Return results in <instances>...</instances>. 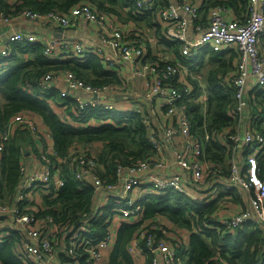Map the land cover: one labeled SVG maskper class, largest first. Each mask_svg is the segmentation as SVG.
Instances as JSON below:
<instances>
[{
    "label": "built area",
    "instance_id": "2783aa9c",
    "mask_svg": "<svg viewBox=\"0 0 264 264\" xmlns=\"http://www.w3.org/2000/svg\"><path fill=\"white\" fill-rule=\"evenodd\" d=\"M201 4L202 0L169 1L157 9L156 0H136L138 10L156 11L164 39L181 43V61H173L162 55L159 42L152 45L155 52L148 57L147 41L139 36L146 33L145 30L129 28L88 2L78 4L66 13L27 9L12 14L2 8L0 0V27L33 22L65 30L88 23L97 27L100 42L110 49L107 52L74 38L46 39L36 33L14 32L0 41V71L8 68L7 60L15 44H41L44 56L50 60L84 59L94 54L107 70L118 72L120 63L115 60L117 58L130 68L129 78L123 79L120 86H93L74 73L62 70L45 74L35 82L36 88H40V96L48 94L57 89L62 76L66 87L62 95L72 98L76 108L74 110L69 104L64 107V112L61 111L68 125L97 126L95 120L87 124L74 123V115L76 118L81 116L79 111L101 110L106 119L98 126L116 123L110 115L141 114L155 148L151 158L129 165L118 163L110 172L98 160L97 151L91 146L73 145L66 157H60L51 133L43 131L36 122V114L27 111L15 114L6 128H0V243L14 234V253L23 264H106L105 253L115 247L117 232L123 223H141L136 237L127 246L131 256L140 250L147 261V254L140 245L144 242L152 256L151 264H182L179 250L188 246L190 232L187 229L160 222L142 226V201L169 192L184 195L203 206L216 204V222L232 233L252 220L264 233V178L260 177L264 133L255 127L251 116L244 121L250 108L256 106L259 109L253 101V91L255 88L264 89V61L260 58V39H264V0H249L247 17L242 23H229L226 8L214 9L207 29L189 35L194 21L199 18ZM205 48L217 53L233 50L238 54L237 71L229 81L235 88L234 102L227 110L229 116L238 119V124L232 132H214L211 136L222 145L231 146L226 179L222 175L224 166L206 158L205 144L210 136L198 137L189 115L188 104L195 100L201 105L205 123L207 121V91L202 87L199 96L194 98L196 89L191 82L195 79L191 64L199 59ZM250 78L255 85L248 90ZM142 79L147 84L142 98L150 104L152 113L162 118L158 125L141 104L135 103L141 96L128 92V82ZM32 87L34 85L27 82L24 89L31 92ZM118 93L123 94L124 100L131 105L130 111L117 110L115 98ZM69 107L74 114L66 112ZM19 128L30 134L36 150L26 151L20 164L19 183L13 194H5L2 166L5 144ZM168 152L172 154L171 161ZM28 159L32 168L27 165ZM172 165L179 173H171ZM59 166H66L81 187L93 188L90 209L78 212L76 217L69 215L72 218L66 221H59L54 214L44 215L49 209L47 200L57 198L58 191L64 186ZM39 192L42 194L41 203L37 199ZM224 200L231 203V208L225 209ZM96 223L106 230L104 234L93 233L92 225ZM203 227L211 228V225L203 222ZM194 232L202 233L198 227ZM215 251L218 264H228L221 257L220 249L215 248Z\"/></svg>",
    "mask_w": 264,
    "mask_h": 264
},
{
    "label": "trees",
    "instance_id": "16d2710c",
    "mask_svg": "<svg viewBox=\"0 0 264 264\" xmlns=\"http://www.w3.org/2000/svg\"><path fill=\"white\" fill-rule=\"evenodd\" d=\"M83 2H88L92 7L109 14L120 23L121 20L136 21L140 18L145 24H153V28L159 33L157 37L158 40L160 39V43L172 46L180 53L179 42H169L163 38L162 27L156 18V11L138 10L136 0H17L13 4L1 0V6L7 13L12 14L27 9L41 13L52 10L66 13ZM167 3H169L168 0H156V7L157 9L164 7ZM234 7L242 10L243 15L240 20L244 22L248 13L249 0H202L199 18L194 21L192 28L205 31L212 10L226 8L229 11ZM137 28L143 30V28ZM154 52L153 46L147 42L146 55L152 57ZM199 58H202L203 61L208 58L209 62L205 76L207 121L205 123L201 105L195 100L188 104L189 115L198 137L205 138L206 134L210 136L208 143L205 144L206 158L224 166L222 175L226 179L228 177L227 162L232 156L231 146L228 147L229 144L228 146L222 145L219 141L213 140L211 136L214 132H232L238 124V119L232 118L227 112L229 106L234 102L235 88L230 85V82L227 83L223 79L226 74L233 71L236 61L238 62V54L233 50L217 53L210 48H205ZM7 61L9 69L0 71L1 129L7 127L15 114L24 111L33 112L43 119L52 135L55 151L60 157H66L69 148L73 145L91 146L93 143H102L101 152H97L98 160L106 165L110 172L118 163L129 165L154 155L155 148L151 143L149 130L141 114L130 112L110 115L109 117L116 120V123L98 126L99 123H102L101 121L106 119V116L101 114V110L79 111L81 116L76 118L74 115V123L87 124L88 121L95 120L98 124L94 127H77L74 124H66L61 116L62 113L55 109V105L65 107L72 104L75 110L72 98L62 95L57 89H52L43 96L39 95L40 88H36L35 82L53 71H70L93 86L111 85L116 87L122 85V76L117 71L107 70L98 56L91 54L84 59L50 60L44 56L41 44H15ZM193 64H191V69ZM27 82L34 85L30 89L31 92L24 89ZM191 82L196 89L194 98H197L202 87L199 88L196 82ZM252 95L253 101L259 106V109L256 106L253 107L255 113L259 115L254 125L264 133V89L255 88ZM66 112L74 114L71 107ZM250 112L251 110L245 113V122L248 121ZM26 132L19 128L5 144L2 166L5 191L8 194H13L19 183L20 164L26 151L36 150L32 138L30 137L29 142L26 139ZM130 144L135 145L136 148H131ZM260 169V177L263 179L264 157L260 160ZM59 170L64 179V186L58 191L57 198L52 201L46 199L49 209L45 211L44 215L54 214L59 221H66L67 218H72L69 215L73 214L72 216L76 217L78 212L90 209L93 188L88 185L81 187L66 166H59ZM142 206L144 208L143 220L162 215L175 226L185 228L190 232L187 248L183 247L179 250L182 264H218L215 248L220 249L221 257L228 264H264V233L254 220L244 224L236 233H232L226 226L216 222L214 218L218 208L216 204L203 206L192 202L184 195L172 192L165 195L149 196L147 200L142 201ZM203 222L211 225V228L203 227ZM140 226L141 223L122 224L117 232V242L109 259L110 264H134L127 246L136 237ZM195 227L200 228L202 233L194 232ZM216 227H219L220 230ZM92 229L93 233L99 236L106 231L100 223L93 224ZM12 235V238H7L5 242L0 243V264H23L14 253L16 238L14 239V234ZM140 245L144 253L147 254L146 264H151L152 256L146 250L144 242Z\"/></svg>",
    "mask_w": 264,
    "mask_h": 264
},
{
    "label": "crops",
    "instance_id": "0c3cea01",
    "mask_svg": "<svg viewBox=\"0 0 264 264\" xmlns=\"http://www.w3.org/2000/svg\"><path fill=\"white\" fill-rule=\"evenodd\" d=\"M8 4L11 3H15L17 0H5ZM171 3H176L178 2V0H168ZM243 13L242 10L240 8H235L234 9H230L228 11L227 14V21L229 23H242L243 21H241V17H242ZM124 17L126 18V14L124 15ZM121 20V19H120ZM122 24L126 25L129 28H143V30L146 31V33H140V37L146 39V41L150 44V45H154V43L159 42L160 43V39L158 40V31H156L155 28H153L154 26L149 25L148 23H144L143 21H141V19L139 18L138 20L136 19V21H132V20H121ZM193 27V26H192ZM198 30H200L199 28L194 29L191 28L188 32L189 35H192L193 33L197 32ZM14 32H23V33H36L38 35H40L43 38L46 39H50V38H57V39H78L80 41H82L84 44L88 45V46H93V47H101L103 49H105L107 52L110 51L109 47L105 44H102L99 40V37L97 35V27L88 23H80L74 27H70L68 29H61L59 27L50 25V24H39V23H33V22H23V23H15L13 25V27H0V41L5 40L6 38H8V36H10L11 34H13ZM162 41V40H161ZM160 45L163 48V55L167 56L169 59L173 60V61H181L180 53L177 52L178 50H174V47L172 46H167V45H163L162 42L160 43ZM262 49L264 50V39L262 40V44H261ZM166 49V51L164 52V50ZM174 50V51H173ZM262 50V51H263ZM180 51V49H179ZM152 52V51H151ZM115 60H117L120 63V67L118 68V73L120 76H122V79H128L130 76V68L128 66H126L121 60L115 58ZM193 66H192V71H193V75L195 77V79L193 80V83H197L198 87H204L206 89L207 85H206V78L205 76L207 75H203L201 74L199 71L201 69H204L205 66L209 63L208 62V58L204 59V61L202 60V58H199L197 61L193 62ZM237 64L238 62L236 61V64L234 66L233 71L229 74H226V76L223 78L225 79V81L227 83H229L231 76L234 75V73L237 71ZM9 69V67L7 68V70ZM207 71V70H206ZM61 76V75H60ZM255 85V82L252 78H250L249 82H248V90L253 89ZM128 92H130L133 96L135 95H140L141 97L137 98L135 103H139L141 104V106L144 108V111L148 114H150L153 117V121L155 122V124L158 125V122L162 119L160 116L158 115H154L152 113V108L150 106V104L143 100L142 95L144 94L145 90L147 89V84H146V80L142 79V80H136V81H130L128 82ZM57 90H59L61 93H64L66 91V87L64 85V83L62 82V76L60 81L57 83ZM78 95H81L82 97H86L84 94L78 93ZM55 105V104H53ZM115 105L117 110H131V105L129 103H127L124 98H123V94L118 93L116 94V98H115ZM55 109L57 111H63L64 112V107L61 105L56 106L55 105ZM251 112H250V116L254 119V124L256 123V120L258 118V114L255 113V110H253V108H250ZM36 118V122L39 124V126L42 128L43 131H49L48 128L46 127V125L43 122V119L40 116H35ZM91 147L97 151L98 153L101 152L103 145L102 143H93L91 144ZM168 159L171 161L172 160V154L170 152H168L167 154ZM31 160L28 159L27 160V165L29 166V168H32V164H31ZM171 173H179V170L177 169V167L175 165H172L171 168ZM164 223L165 225H170V221L168 218H166L165 216L162 215H158L152 219H147L143 221L142 226H146L148 224L151 223ZM117 242V241H116ZM116 246V244H115ZM115 248V247H114ZM113 249L111 250H107L105 253V261L106 264H110V257L112 255ZM133 262L134 264H146V258L145 256L141 253V251L139 250V253L135 256H132Z\"/></svg>",
    "mask_w": 264,
    "mask_h": 264
},
{
    "label": "rangeland",
    "instance_id": "374dc122",
    "mask_svg": "<svg viewBox=\"0 0 264 264\" xmlns=\"http://www.w3.org/2000/svg\"><path fill=\"white\" fill-rule=\"evenodd\" d=\"M262 43V41H261V39H260V44ZM180 45H181V43H180ZM179 49H180V47H179ZM174 50H175V48H174ZM173 50V51H174ZM263 50V49H262ZM261 50V52H262V54L260 55V58H261V60H263L264 61V50L262 51ZM208 69V64L205 66V68L204 69H201L199 72L201 73V74H203V75H206L207 74V70ZM25 135H26V139L28 140V142L30 141V135L26 132L25 133ZM130 143V142H129ZM131 148H133V149H135L136 148V146L135 145H133V144H130L129 145ZM93 150V149H92ZM5 192V194H7V191H4ZM37 199H38V201L41 203L42 202V194H41V192H39V194H37ZM234 201V200H233ZM223 205H226L225 206V209L227 210L228 208H231L229 205H231V203L228 201V200H224L223 201ZM225 209H223V210H225ZM163 224V223H162Z\"/></svg>",
    "mask_w": 264,
    "mask_h": 264
}]
</instances>
